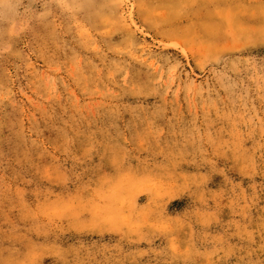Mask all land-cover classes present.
Instances as JSON below:
<instances>
[{
    "label": "rangeland",
    "instance_id": "374dc122",
    "mask_svg": "<svg viewBox=\"0 0 264 264\" xmlns=\"http://www.w3.org/2000/svg\"><path fill=\"white\" fill-rule=\"evenodd\" d=\"M0 264H264V0H0Z\"/></svg>",
    "mask_w": 264,
    "mask_h": 264
}]
</instances>
